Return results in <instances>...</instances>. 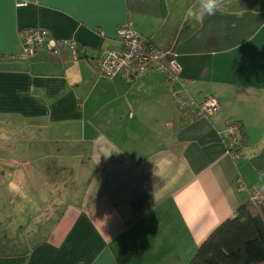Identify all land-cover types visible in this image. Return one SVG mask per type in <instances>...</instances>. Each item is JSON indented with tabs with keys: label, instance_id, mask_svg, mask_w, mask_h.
Masks as SVG:
<instances>
[{
	"label": "crops",
	"instance_id": "obj_1",
	"mask_svg": "<svg viewBox=\"0 0 264 264\" xmlns=\"http://www.w3.org/2000/svg\"><path fill=\"white\" fill-rule=\"evenodd\" d=\"M189 7L197 0H0V131H11L0 176L40 218L0 264H189L250 200L239 183L264 188V0H223L202 22ZM127 21L177 53L180 80L99 74L100 50ZM32 26L77 49L20 57ZM180 81L197 100L216 97L214 115L183 125ZM230 120L242 123L238 159Z\"/></svg>",
	"mask_w": 264,
	"mask_h": 264
},
{
	"label": "built area",
	"instance_id": "obj_2",
	"mask_svg": "<svg viewBox=\"0 0 264 264\" xmlns=\"http://www.w3.org/2000/svg\"><path fill=\"white\" fill-rule=\"evenodd\" d=\"M117 35L119 44L101 49L97 57L96 68L101 76H121L130 81L138 79L147 70L154 69L166 74L171 83L180 80L181 67L177 53L172 49L162 48L146 39L129 21L119 25ZM39 49H46L58 56L64 50L77 49V42L74 39L56 38L48 29L39 26L24 29L21 33L19 56L30 59ZM180 82V87L174 88L172 94L183 125L201 117L210 118L219 109L220 104L216 97L208 96L197 100L189 93L186 83ZM241 128L240 121L230 120L223 131L227 152L233 159L242 155L235 150ZM239 189L248 190L251 200L262 201L264 198V188L251 187L240 182Z\"/></svg>",
	"mask_w": 264,
	"mask_h": 264
},
{
	"label": "trees",
	"instance_id": "obj_3",
	"mask_svg": "<svg viewBox=\"0 0 264 264\" xmlns=\"http://www.w3.org/2000/svg\"><path fill=\"white\" fill-rule=\"evenodd\" d=\"M244 142L241 128L235 150L242 154ZM189 264H264V198L243 204L208 236Z\"/></svg>",
	"mask_w": 264,
	"mask_h": 264
},
{
	"label": "rangeland",
	"instance_id": "obj_4",
	"mask_svg": "<svg viewBox=\"0 0 264 264\" xmlns=\"http://www.w3.org/2000/svg\"><path fill=\"white\" fill-rule=\"evenodd\" d=\"M15 134L16 138H21L20 133L17 132ZM10 136L11 131L9 132V127L0 131V151H5L6 153H0V156H6L9 153V148L2 146H4V139ZM49 152H52V150L46 152L47 156ZM4 184H6L5 180L0 176V252H5L6 246H8L12 240H16L18 243V241L27 237L29 233L39 231L38 220L40 219L38 218V212L31 213L30 210L25 211L22 209L21 196H15L13 194L9 199V192L7 188L3 186ZM31 220H34V222L31 227H28L29 221ZM8 231L9 235H7ZM15 246L17 249L18 246L22 249L24 244L20 243Z\"/></svg>",
	"mask_w": 264,
	"mask_h": 264
},
{
	"label": "clouds",
	"instance_id": "obj_5",
	"mask_svg": "<svg viewBox=\"0 0 264 264\" xmlns=\"http://www.w3.org/2000/svg\"><path fill=\"white\" fill-rule=\"evenodd\" d=\"M197 3L198 7L187 9L186 19L202 22L205 16H213L221 10L223 0H197Z\"/></svg>",
	"mask_w": 264,
	"mask_h": 264
}]
</instances>
